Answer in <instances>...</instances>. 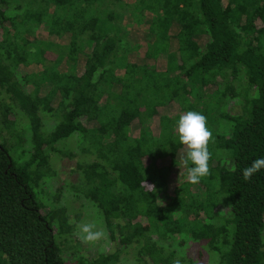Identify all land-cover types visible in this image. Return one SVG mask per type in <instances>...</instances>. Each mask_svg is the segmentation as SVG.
Listing matches in <instances>:
<instances>
[{
  "label": "trees",
  "instance_id": "1",
  "mask_svg": "<svg viewBox=\"0 0 264 264\" xmlns=\"http://www.w3.org/2000/svg\"><path fill=\"white\" fill-rule=\"evenodd\" d=\"M0 93V264H264V169L242 177L264 157V0H0ZM187 111L213 134L198 184ZM67 194L110 253L79 255Z\"/></svg>",
  "mask_w": 264,
  "mask_h": 264
},
{
  "label": "clouds",
  "instance_id": "2",
  "mask_svg": "<svg viewBox=\"0 0 264 264\" xmlns=\"http://www.w3.org/2000/svg\"><path fill=\"white\" fill-rule=\"evenodd\" d=\"M178 142L183 146L185 155L181 163L186 170V180L191 184H198L200 180L210 173V161L212 154L209 144L212 141V131L207 126V118L198 111H187L181 114L175 126ZM264 169V157L254 159L252 163L243 169L242 177L245 181L254 174ZM149 190L156 192L154 184H147ZM79 238L86 244L95 243L103 238V231L97 224L82 222L78 225ZM179 264V262H177Z\"/></svg>",
  "mask_w": 264,
  "mask_h": 264
},
{
  "label": "rangeland",
  "instance_id": "3",
  "mask_svg": "<svg viewBox=\"0 0 264 264\" xmlns=\"http://www.w3.org/2000/svg\"><path fill=\"white\" fill-rule=\"evenodd\" d=\"M160 64H161V60H160ZM3 100L6 101L4 99L3 94L0 93V102ZM175 107L176 106L168 107L169 108L167 109L168 112H174L175 110L178 109ZM47 122L49 126L53 125L52 119H48ZM133 133H135V131H133ZM26 147H28V145H26ZM74 147L75 146H73V153L76 154L74 158H71V159L64 158L62 160L57 159L54 161V165H55L58 175L56 178L48 182L49 188L52 191H54L59 185H62L64 182L72 183L76 180V174H75L76 165L79 159H81V157L79 156L78 150ZM70 196H71L70 194H67L64 196V199L67 198L66 200L67 207L69 208V216H70L71 221L76 222V231L74 232L72 236L73 238L72 245L74 246L75 242L78 243L79 247H77L78 249L77 252L79 253V255L85 259H93L97 257V255L99 254L110 253L113 248V243L107 237L104 224L103 222H101L102 220L97 218L94 213L93 214L84 213L83 209L81 208L80 202H78L77 200H75L74 198ZM76 214L80 215L79 216L80 218L78 221H76V218H75ZM82 222H92V223L97 224L98 229L103 231L104 233L103 238L95 243H90V244H86L82 242V240L79 238L80 234H79V229H78V225ZM181 250L184 253L187 252L188 256L194 259H196V255L198 254V252L204 253L205 256L207 255V250L202 245H197L194 242L192 244L189 243L188 245H185V247ZM206 259H207V262H210L209 255H207ZM133 262H134L133 252L128 251L127 254H122L120 256L119 262L117 264H133Z\"/></svg>",
  "mask_w": 264,
  "mask_h": 264
}]
</instances>
